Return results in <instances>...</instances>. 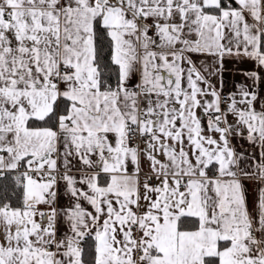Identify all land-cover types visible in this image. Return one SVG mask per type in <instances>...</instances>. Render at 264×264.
Here are the masks:
<instances>
[{
	"label": "snow or ice",
	"instance_id": "1",
	"mask_svg": "<svg viewBox=\"0 0 264 264\" xmlns=\"http://www.w3.org/2000/svg\"><path fill=\"white\" fill-rule=\"evenodd\" d=\"M0 264H264V0H0Z\"/></svg>",
	"mask_w": 264,
	"mask_h": 264
},
{
	"label": "crops",
	"instance_id": "2",
	"mask_svg": "<svg viewBox=\"0 0 264 264\" xmlns=\"http://www.w3.org/2000/svg\"><path fill=\"white\" fill-rule=\"evenodd\" d=\"M231 86H232V81L231 80H228L226 82V90H230L231 89ZM245 147H247V146L245 145Z\"/></svg>",
	"mask_w": 264,
	"mask_h": 264
}]
</instances>
